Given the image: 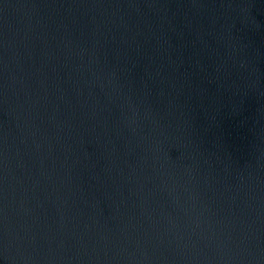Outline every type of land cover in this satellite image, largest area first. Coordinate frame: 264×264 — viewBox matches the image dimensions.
Segmentation results:
<instances>
[{
    "label": "water",
    "instance_id": "1",
    "mask_svg": "<svg viewBox=\"0 0 264 264\" xmlns=\"http://www.w3.org/2000/svg\"><path fill=\"white\" fill-rule=\"evenodd\" d=\"M0 264H264V0H0Z\"/></svg>",
    "mask_w": 264,
    "mask_h": 264
}]
</instances>
